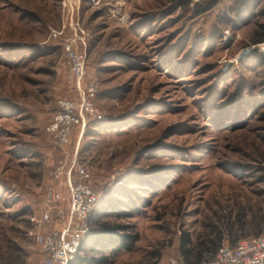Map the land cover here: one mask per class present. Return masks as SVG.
I'll return each mask as SVG.
<instances>
[{
    "label": "rangeland",
    "instance_id": "obj_1",
    "mask_svg": "<svg viewBox=\"0 0 264 264\" xmlns=\"http://www.w3.org/2000/svg\"><path fill=\"white\" fill-rule=\"evenodd\" d=\"M263 25L264 0H0V264L42 263L36 235L63 227L82 180L53 171L74 157L97 197L89 234L138 235L130 251L107 243L111 264L184 262V232H264ZM67 41L99 114L62 149L47 127L59 99L80 101Z\"/></svg>",
    "mask_w": 264,
    "mask_h": 264
},
{
    "label": "built area",
    "instance_id": "obj_2",
    "mask_svg": "<svg viewBox=\"0 0 264 264\" xmlns=\"http://www.w3.org/2000/svg\"><path fill=\"white\" fill-rule=\"evenodd\" d=\"M68 3L70 4L71 0H68ZM63 33L64 30L55 31L52 36L60 38ZM64 52L70 66L69 82L75 86L80 101L59 99V112L47 127V131L55 137L57 145L62 149H66L71 144L70 137L74 126L84 125L81 130L82 135L86 126V116L91 118L99 114L93 103L98 87L95 83H85L88 67L84 53L79 51L72 41L64 43ZM73 171L82 180L75 181L69 178L70 206L66 223L60 229L36 235V241L44 254L41 264H71L79 252L85 235L90 231L87 221L97 202V197L86 183L89 178L87 170L79 167L74 157L71 159L68 170L64 163H60L53 171V177L57 179L63 174L70 176ZM54 196L50 189L46 201L51 203ZM49 221V212H44L42 223ZM167 264L186 263L172 259ZM199 264H264V232L241 237L233 245L222 243L212 261Z\"/></svg>",
    "mask_w": 264,
    "mask_h": 264
},
{
    "label": "trees",
    "instance_id": "obj_3",
    "mask_svg": "<svg viewBox=\"0 0 264 264\" xmlns=\"http://www.w3.org/2000/svg\"><path fill=\"white\" fill-rule=\"evenodd\" d=\"M263 29H264V25H263ZM260 39L261 41H264V31ZM262 116L264 117V113L262 114ZM125 226L126 225H116L115 227H109V226L105 227L107 228V231L110 233L115 232L114 230L116 229L122 230L121 231L122 233L120 235H116V236L110 235L109 242L101 241L97 234L91 235L89 234L90 232L87 233L82 241V245L79 251L81 249L87 248V250H91L93 251V253L94 252L101 253V255H97L95 257H88L89 259L92 258V260H94L89 262V264H111L112 255L103 254V252H101L102 250H106L108 248L106 246L107 243L112 245L113 250H115V252H118L119 250L130 251L132 250L138 239L137 234L127 233L125 231L127 227ZM220 245H221V239L219 238L210 242H206L205 240H200L199 243H196L193 241V239H191V234L189 232H184L182 233L180 252L186 264H199L202 263L203 261L205 262L213 259ZM81 262H84L86 264L88 261L82 259Z\"/></svg>",
    "mask_w": 264,
    "mask_h": 264
},
{
    "label": "crops",
    "instance_id": "obj_4",
    "mask_svg": "<svg viewBox=\"0 0 264 264\" xmlns=\"http://www.w3.org/2000/svg\"><path fill=\"white\" fill-rule=\"evenodd\" d=\"M232 245V244H231Z\"/></svg>",
    "mask_w": 264,
    "mask_h": 264
}]
</instances>
